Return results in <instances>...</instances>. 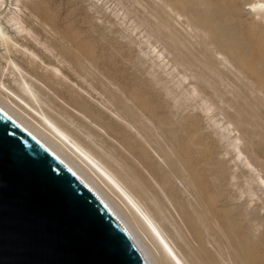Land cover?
<instances>
[{
    "label": "bare ground",
    "instance_id": "obj_1",
    "mask_svg": "<svg viewBox=\"0 0 264 264\" xmlns=\"http://www.w3.org/2000/svg\"><path fill=\"white\" fill-rule=\"evenodd\" d=\"M212 2L118 0L113 11L122 22L134 24L133 30L139 29L141 24L146 26L145 32L141 31L140 43L145 46L142 54L149 57L155 69L158 67L171 77L174 83L172 88L176 86L180 90L176 95H170L176 97L178 94L176 99L179 102L172 98V101L176 100L172 104L182 105L185 98V102L195 100L192 103L195 109L202 110L214 120L219 139H225L233 150L236 165L241 162L244 167H249L256 186L258 184L264 189V174L260 171L262 165L259 169L257 165L260 161L256 165L244 154L240 145L243 135L238 131L243 122L250 121L241 114L240 105L253 106L254 110L250 113L255 127L250 132L251 139L259 154L256 155L263 157L264 41L257 42L253 30L247 34L243 30L242 33L248 38L243 39V36L240 41L237 30L241 32V27L237 26L236 30V25H233L236 35L226 27L229 26L227 23L220 24L226 14L219 12L226 11L221 10L220 6L219 12L217 6V9L211 8ZM213 3L217 5V1ZM245 6L255 16L264 19V0H248ZM221 15H224L222 20L219 18ZM248 44L254 48L248 50L251 53L247 52ZM92 66L98 70L92 45L59 24L49 0H0V109L66 164L102 200L127 230L147 264H208V257L203 252L210 250L209 243L217 252L215 254L219 253L220 259L231 256L233 263L249 264L251 260L261 257L256 251L257 241L264 233L260 230L264 225L261 227L257 224L260 220H255L251 214L245 217L244 213V228L247 230L238 233L232 224L227 230L218 211L215 213L206 205L203 190L196 184L190 166L177 148L175 151L177 127H182L190 114L186 116L179 106V110L171 106L180 112H174L170 119L162 118L153 107L144 103L141 96L136 98L130 94L125 101V95L118 98L124 101L121 103L122 99L119 100L120 111L105 104L119 120L108 115V122H104L101 116L105 112L93 105L85 95L89 93V83H93L92 79L86 86L84 81L93 70ZM92 73L90 75L94 78ZM94 75L98 78L96 73ZM100 79L102 83L103 79ZM160 80L159 84L165 81ZM102 84L106 85L104 82ZM178 89L173 88V91ZM169 90L165 89L166 92ZM168 92L167 96L171 94ZM228 93L232 96H228ZM233 103L240 105L235 107ZM55 105L72 109L83 120L78 118L79 122L76 123L74 114L66 115ZM226 105L234 107L235 113L228 111ZM215 108L221 110L222 118L215 119ZM82 126L89 127V131H83ZM96 126L114 140V143L109 142L112 147L103 148V153L78 134L82 132L97 148H101L93 138V134L98 133L94 128ZM159 158L163 159V163ZM177 178L182 179H179L180 182H185L188 188L191 186V189H195V195L191 194L195 198H189L188 203L179 197ZM239 196L238 200L241 198ZM166 201L174 206L178 219L172 216V212L174 219L166 214L170 209ZM167 220L175 231L169 228ZM185 236H190L197 245H188L184 242ZM180 240L191 247L187 249ZM259 264L264 262L259 261Z\"/></svg>",
    "mask_w": 264,
    "mask_h": 264
},
{
    "label": "rangeland",
    "instance_id": "obj_2",
    "mask_svg": "<svg viewBox=\"0 0 264 264\" xmlns=\"http://www.w3.org/2000/svg\"><path fill=\"white\" fill-rule=\"evenodd\" d=\"M216 1H217V5L216 4L213 5L214 4L213 2L216 3ZM247 1L248 0L246 1L245 0H215V1L213 0L212 5L210 7L215 8L217 6L218 12L220 9L228 12V13L223 11H222L223 13L221 11H220L221 13L219 12V14H226L225 16L224 15L219 16L221 20L224 16L222 23L220 22V24H223L224 22L227 23L229 26L226 25L225 26L229 28V30H232L233 33L235 34H236V30L238 29L237 26H240L241 32L239 31V29L237 30L238 32L237 34L238 36H240L239 39L243 38V36L245 37L244 33L247 34L249 30H253L255 34V38H257V42L261 43V41H264V21H263L264 19H260V17L259 16L257 17V15L255 16L254 12L251 9L247 8V6H245V2ZM115 5H118V0H49V6L54 11L55 16L59 21V24L70 29L73 33L77 34L82 40L89 42L94 49L95 55L97 57L98 70H96V68L93 69L92 66L91 70L93 69L94 71L93 70L90 71L93 72L94 74L96 73L98 78H96V76L93 73L92 74L94 78H92V76L90 75L91 72L88 74L90 76L87 75V77H85L86 80L84 81H86L85 82L86 86L88 85L89 82H92L93 79V83L92 84L89 83L87 87L89 89V93L91 94L89 93L85 94L88 100L93 105H96L98 108H100L102 111L105 112V115L101 116V119L104 122H108L109 120L108 115L116 120H119L106 108V106L109 105V107L112 109L114 107L115 111H120L121 109L119 105H121V103H123L130 94H132L136 98L141 96V98L144 100V103H146L150 107H153V109H155L156 114L162 118H166V119L172 118V114L179 110L177 106H179L180 111H183L181 113H184L185 115L190 114L187 119V122L183 124L182 127H177L178 128L177 136L176 138H174L175 139L174 148L175 151L178 149L177 151L184 158L186 163H188V165L190 166L191 168L190 172L193 178L195 179L196 184L198 185L199 188H201V190H203L202 193L206 199L205 200L206 205H208V207H210L211 210H215V213L218 211V214L222 217V222H225L226 224L227 230L231 226L229 224H232L236 232L238 233L245 232V230H247V228H244L246 227L245 217L250 216V214L253 217L255 216L254 217L255 220L256 219L257 221L260 220L259 223H257V221L255 222L258 225L260 224V226L262 227L264 225L262 224L264 223L263 221L264 209H262L264 208L263 205L264 194H262V190L264 193V189H262L258 184L256 186L257 182L253 180V178H251L252 171L249 170V167H244L245 165H243V163H241L240 161H237L240 163L236 165V161L234 160L237 159H235V154L233 150L231 149V147L228 146V143L226 142L225 139L222 140H220L221 138L219 139L220 135L218 136V134H216L219 132H217L218 129L216 131L217 127L214 125L213 122L214 120H212L208 114L202 112V110L200 111L197 108L195 109L194 104H192L195 102V100L193 101L186 100L185 102L186 98L184 96L185 99L182 98L184 100L180 99V102L182 100L181 102L182 105H180L179 103H176L177 105H175V103L172 104L174 101L176 102V100L177 102H179L178 98L176 99V97H178V94L176 97L175 96L171 97V96L174 93L176 95V92H180V90L175 86L173 88L178 89L179 91L178 90L173 91L172 84L174 83L171 80V77L165 74L164 72H162V69L158 67H156L155 69V67L151 64L152 61L149 60V57L145 56L144 53L142 54V50L145 48V46L144 44L140 43V39L142 38L141 31L146 30L145 28L146 26L141 24L139 29L133 30L132 26L134 24H131V22L129 21L122 22V20H119L118 17H116L113 11ZM215 9L213 10L211 9V10L214 11ZM227 15L229 16L228 18ZM233 25H236L235 26V29L237 28L236 30L233 28L234 27ZM242 31L244 33H242ZM246 37L248 38L247 35ZM246 37L243 39H246ZM240 41H242V39ZM249 45L250 44H248V46ZM250 47H247L249 48L247 49V52L249 53H251L253 48ZM150 67H154V68H150ZM151 71H154V73ZM101 75L105 76L106 78L101 77ZM154 75L155 76L157 75L156 76L157 80L155 79ZM107 77L108 80L111 82L110 84L108 80H105L107 79ZM99 78L103 79L100 80L102 81V83L104 82L106 83V85H108L109 90L108 87H105L106 89L104 88V86L106 85L105 84L103 85L99 81ZM161 78L165 81L159 84L160 81H162L160 80ZM89 79L91 81H89ZM96 81L97 83L98 82L101 83V84L98 83V87L96 85L97 84ZM156 81L157 83L158 82L159 83L156 84ZM167 82L170 84L171 87H169V84ZM113 83L116 86L113 85ZM94 84L96 86H92ZM165 84L166 85L168 84L167 85L168 87H166ZM89 87L92 88L90 89ZM93 87H95V90H92ZM166 88L167 89L170 88V90L172 91V92H170V90L169 92L167 91L168 93H171L169 94V96H167L166 94L167 93L165 91ZM122 91L125 92L121 94ZM113 93L115 94L113 95ZM122 95H125L123 97L124 101L122 98H121L122 100L118 99L122 97ZM228 96H232V94L228 93ZM181 97L179 96V98ZM172 98H175L176 100L173 99L172 101ZM107 99L108 100L110 99L112 101L111 104H110V100L108 103ZM103 100L105 103L103 102ZM119 100H121L120 104H119ZM185 104L186 106H183ZM238 105H234L233 103V106L235 107ZM55 106L56 109H61L64 112H66V115L74 114L75 117L74 116L73 117L76 123L79 122L78 118H80V120H83V118L72 109H69L65 106L64 108H62L59 105H55ZM171 106H174L175 108L174 107L173 108L174 109L177 108L178 110H173ZM183 108L185 109L183 110ZM226 108L228 111L235 113L234 107H229L228 105H226ZM240 108H241L240 110L241 114L246 118V120H250L247 122H243L240 125V128L237 126L239 129L236 127L238 131L241 132V134L243 135V142L240 145L244 151V154L248 155V158H250L251 160H254V163L256 165L257 162L260 161L259 162L260 164L258 163L259 166L257 165V167L260 169L261 167L260 165H262L260 171L262 172L261 174L263 175L264 170L262 169L264 167L263 166L264 161L261 160H264V156L263 157L257 156L259 154L256 152V146L254 144L253 139H251V133H250L251 131L253 132V129L255 127L253 124L254 118L252 117L251 114L252 113L251 111L254 110V107L251 105H245L241 107L240 105ZM213 113L216 114L215 119L216 118L219 119L223 117V115L221 114V110L219 108H215ZM82 127H83L82 128L83 131H89V127H85V126ZM94 128L97 130L98 133L93 134L94 135L93 138L102 146L101 148H97V146L93 144L92 140L87 138L82 132H79L78 134L84 138L85 142L90 144L96 150H99V152L103 153L104 152L103 148L105 146L112 147V145H109V142L114 143V140L110 139V137H108L107 134L104 133L103 130H101L97 126ZM254 139H256L255 136ZM262 148L264 154V145ZM153 153L155 156L157 155L155 152ZM259 157L260 158L262 157V159H260ZM106 158L108 157L106 156ZM156 158L158 159L157 156ZM159 159H160L159 161L163 163L162 161L163 159L161 158ZM141 174L147 179V175L145 173L142 172ZM179 179L180 178L176 179V184L177 182L179 184V185L177 184L179 186L177 187L180 188L179 197H181V200H183L184 203H188L189 198L191 199H193V197L195 198L194 196L195 189L194 188L191 189L190 185H189L190 187L188 188L187 185H184L185 182L183 181L184 183H182L180 182V180L182 181V179L180 180ZM258 187H260L259 188L260 190L258 189ZM185 188L188 189V192L187 190H185ZM253 189L255 191H253ZM191 194H194L193 197ZM257 194H259V196ZM252 195L254 198L252 197ZM235 196H237L236 197L237 201L234 199ZM238 196L239 198L241 197L239 200L237 199ZM251 197L254 199V201ZM255 197L259 198V200L257 198L255 200ZM249 201L251 202V204H249L250 203ZM247 202L249 205L247 204ZM166 203L170 208L168 209V212L166 211V214L168 215L170 214L169 217H171V214L173 213L172 216L178 219L179 215H177L178 212L175 210L174 206H172L170 202L166 201ZM254 203H256V205L258 206L260 205V207L255 206ZM245 205L246 206L248 205V207L247 208L244 207ZM249 207L250 209H248ZM252 207L253 208L257 207V208H254L255 209L254 210ZM244 208L246 209L247 214L246 212H244L245 211ZM258 208L260 209L261 212L258 210ZM247 209L249 210L250 213H248ZM251 209L254 210L256 213H252L254 211H252ZM244 213H245L244 215L245 217L242 215ZM258 215L261 216L259 217ZM171 219L174 218L171 217ZM166 223L168 224L171 230L175 231L173 229L174 226L169 224L168 220L166 221ZM260 230L264 232V227L260 228ZM187 238L185 236L184 242H186L188 245L189 244L191 246L197 245V242L196 241L194 242L190 236L189 237L187 236ZM180 241L182 242V240ZM190 241L193 244L190 243ZM184 242L182 243L184 244ZM187 244H184V246L187 247ZM210 244L211 243L208 244V248H210L208 252L203 250L205 252V253L203 252L204 256L208 257V258L206 257L209 260L208 264H222L221 263L222 261L223 264H237L235 262L234 263L232 262L234 260L232 259L231 256L230 257L228 256L229 259L228 257H226V259L225 258L220 259L221 256L219 255V253L218 255L215 254L217 252L213 250L212 247L213 245ZM191 246L188 247L190 248ZM257 246L258 247H256L257 248L256 251L258 254H261L262 256L256 258V260L254 261L251 260L249 264H259V261L264 262V233L260 237V239H258ZM188 247L187 249H189Z\"/></svg>",
    "mask_w": 264,
    "mask_h": 264
},
{
    "label": "water",
    "instance_id": "obj_3",
    "mask_svg": "<svg viewBox=\"0 0 264 264\" xmlns=\"http://www.w3.org/2000/svg\"><path fill=\"white\" fill-rule=\"evenodd\" d=\"M0 264H147L102 200L1 109Z\"/></svg>",
    "mask_w": 264,
    "mask_h": 264
}]
</instances>
